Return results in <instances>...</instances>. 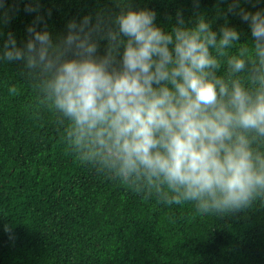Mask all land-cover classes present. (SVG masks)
I'll return each instance as SVG.
<instances>
[{
	"label": "clouds",
	"instance_id": "obj_1",
	"mask_svg": "<svg viewBox=\"0 0 264 264\" xmlns=\"http://www.w3.org/2000/svg\"><path fill=\"white\" fill-rule=\"evenodd\" d=\"M20 2L36 15L18 45L4 27L19 8L0 0V62L22 63L81 163L200 215L264 204V7L225 0L214 29L191 0L194 14L178 8L164 27L154 9L113 0V10L73 18L53 36L40 0ZM229 14L250 29V50L228 54L241 36Z\"/></svg>",
	"mask_w": 264,
	"mask_h": 264
},
{
	"label": "trees",
	"instance_id": "obj_2",
	"mask_svg": "<svg viewBox=\"0 0 264 264\" xmlns=\"http://www.w3.org/2000/svg\"><path fill=\"white\" fill-rule=\"evenodd\" d=\"M40 3L53 36L73 18L115 8L113 0ZM8 5L19 11L4 32L20 45L36 13L25 12L20 0ZM133 6L154 9L164 27L176 9L186 18L195 11L191 0H133ZM242 6L255 11L264 4L242 0ZM226 8L225 0H200L198 10L217 29ZM227 19L241 33L228 54L250 50L247 24ZM22 69L21 62H0V264H264V204L225 217L200 215L192 204L145 198L81 163L66 142V125L38 103Z\"/></svg>",
	"mask_w": 264,
	"mask_h": 264
}]
</instances>
